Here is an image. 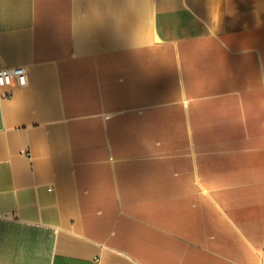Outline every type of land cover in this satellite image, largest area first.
<instances>
[{
    "label": "crops",
    "instance_id": "obj_1",
    "mask_svg": "<svg viewBox=\"0 0 264 264\" xmlns=\"http://www.w3.org/2000/svg\"><path fill=\"white\" fill-rule=\"evenodd\" d=\"M13 67L0 264H261L264 0H0Z\"/></svg>",
    "mask_w": 264,
    "mask_h": 264
},
{
    "label": "built area",
    "instance_id": "obj_2",
    "mask_svg": "<svg viewBox=\"0 0 264 264\" xmlns=\"http://www.w3.org/2000/svg\"><path fill=\"white\" fill-rule=\"evenodd\" d=\"M16 79L18 85L23 87L27 84V72L24 67L2 68L0 69V88L9 87ZM6 97L13 96V92L7 90L4 94ZM261 264H264V249L261 255Z\"/></svg>",
    "mask_w": 264,
    "mask_h": 264
}]
</instances>
